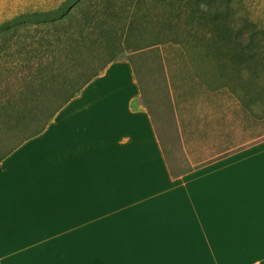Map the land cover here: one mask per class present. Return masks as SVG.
<instances>
[{
	"label": "crops",
	"instance_id": "0c3cea01",
	"mask_svg": "<svg viewBox=\"0 0 264 264\" xmlns=\"http://www.w3.org/2000/svg\"><path fill=\"white\" fill-rule=\"evenodd\" d=\"M141 97L131 61L115 60L0 162V264H264L253 105L234 130L246 142L205 141L210 156L174 173ZM225 104L229 130L244 107Z\"/></svg>",
	"mask_w": 264,
	"mask_h": 264
},
{
	"label": "trees",
	"instance_id": "16d2710c",
	"mask_svg": "<svg viewBox=\"0 0 264 264\" xmlns=\"http://www.w3.org/2000/svg\"><path fill=\"white\" fill-rule=\"evenodd\" d=\"M236 3L65 0L56 8L21 12L2 21L0 63L11 68H18V59L21 65L27 63L28 77L37 89L33 104L13 100L12 95L0 99V147H8L0 162L40 134L67 102L127 50L170 44L207 50L219 61L240 65L259 46L264 67V29L247 19L238 22ZM210 45L216 49L209 51ZM75 54L79 61H73L65 76L49 74L54 69L51 63L70 56L74 60Z\"/></svg>",
	"mask_w": 264,
	"mask_h": 264
},
{
	"label": "rangeland",
	"instance_id": "374dc122",
	"mask_svg": "<svg viewBox=\"0 0 264 264\" xmlns=\"http://www.w3.org/2000/svg\"><path fill=\"white\" fill-rule=\"evenodd\" d=\"M63 1L0 0V23L21 12L56 8ZM236 1L237 21L247 19L264 29V0ZM213 48L216 49L210 45L207 49L212 51ZM254 48L251 59L240 65L219 61L207 50L170 44L127 50L118 56L131 61L134 66L142 89L140 104L146 106L155 118L174 173L184 172L210 156L208 148L204 147L205 141H223L232 147L246 142H233L238 134L234 130L239 129L238 126L244 132L250 129L248 113L252 105L254 130L258 127L259 137L264 138V67L260 65L263 60L259 46ZM73 61L78 62L79 56L75 54L74 60L70 56L51 63L54 69L49 74L65 76L74 67ZM21 63L22 60L18 59V68L0 63V99L12 95L13 100L18 99L29 105L34 103L37 86L28 77L27 71L30 70L27 63ZM227 95H237L244 107L242 115L239 111L235 113L236 122L229 121V130L225 115ZM228 97V102H233L232 97ZM228 108L230 110V106ZM180 113L190 120L188 126L182 122L184 130L178 129ZM185 137L194 145L184 147ZM7 148L1 146L0 154Z\"/></svg>",
	"mask_w": 264,
	"mask_h": 264
}]
</instances>
